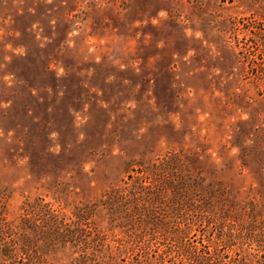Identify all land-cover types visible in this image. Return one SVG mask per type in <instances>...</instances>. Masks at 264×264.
Returning <instances> with one entry per match:
<instances>
[{
  "label": "rangeland",
  "instance_id": "rangeland-1",
  "mask_svg": "<svg viewBox=\"0 0 264 264\" xmlns=\"http://www.w3.org/2000/svg\"><path fill=\"white\" fill-rule=\"evenodd\" d=\"M170 159L264 220V0H0V264L177 256L151 224L148 248L129 241L102 206L136 164ZM83 206L110 251L55 237Z\"/></svg>",
  "mask_w": 264,
  "mask_h": 264
},
{
  "label": "trees",
  "instance_id": "trees-1",
  "mask_svg": "<svg viewBox=\"0 0 264 264\" xmlns=\"http://www.w3.org/2000/svg\"><path fill=\"white\" fill-rule=\"evenodd\" d=\"M170 160H163L152 167L136 164L132 173L128 174V179L132 182L131 188L112 189L103 196L102 206L108 209L110 221L126 234L129 241L141 243L148 248L150 239L155 234H160L174 239L173 242L177 244V256L168 261L163 257L167 250H162L163 253L157 254L154 259H148V253L144 248H140L145 256L138 258L136 263L264 264V261L251 260L252 255L247 251L250 245L256 244V250L259 253L264 252V220L260 219L259 213L253 207L249 210L239 207L238 210L227 203L222 205V200L215 205L216 203L211 201V197H217L215 193L209 191V196L198 193L200 182L196 183L183 175L178 159ZM42 208L40 206V209ZM154 208H159L160 219L155 220ZM93 211V206H83L75 213L74 220L70 219L71 223H66L65 219L63 222H56L57 226L53 228L57 240L62 244L69 243L74 246L98 243L110 251L107 238L101 231L96 233V230L89 226L88 220ZM116 215H124L127 223H120ZM135 222L138 223L137 226H133ZM144 223L153 225L154 235L140 232L139 229ZM173 223L182 225L184 232L171 231ZM211 225L216 227L217 232H208L209 235L199 243L192 241L190 236L197 231L193 228H206ZM90 236L93 241L89 243L87 238ZM123 252L119 250L120 255ZM169 252L172 255V251ZM236 252L242 254L233 258L231 255ZM120 255L116 256L110 252L108 256L102 257L101 264H118ZM248 260L251 261L248 263Z\"/></svg>",
  "mask_w": 264,
  "mask_h": 264
}]
</instances>
